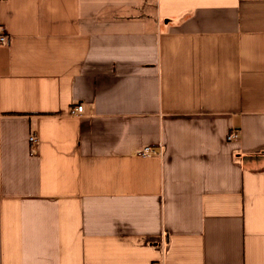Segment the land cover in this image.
I'll list each match as a JSON object with an SVG mask.
<instances>
[{"label":"crops","instance_id":"crops-1","mask_svg":"<svg viewBox=\"0 0 264 264\" xmlns=\"http://www.w3.org/2000/svg\"><path fill=\"white\" fill-rule=\"evenodd\" d=\"M1 33L0 264H264V0H0Z\"/></svg>","mask_w":264,"mask_h":264},{"label":"built area","instance_id":"built-area-1","mask_svg":"<svg viewBox=\"0 0 264 264\" xmlns=\"http://www.w3.org/2000/svg\"><path fill=\"white\" fill-rule=\"evenodd\" d=\"M9 42V38L6 34H3L1 33L0 34V45H5ZM82 105L81 104H77L74 106L73 110H72V113L73 114H80L82 112ZM239 137V132L235 129H231L229 131V133L227 134L226 138L227 140L229 141H233V140H237ZM29 140L31 142H35L37 140V136L35 133H32L29 135ZM152 148L150 146H143L142 148L138 149L137 150V153L138 154H141V155H147L149 154L150 152H152Z\"/></svg>","mask_w":264,"mask_h":264}]
</instances>
